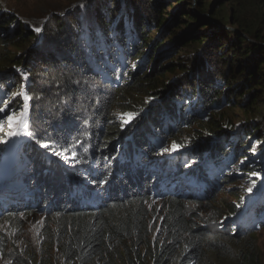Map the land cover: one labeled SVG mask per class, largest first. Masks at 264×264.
Returning <instances> with one entry per match:
<instances>
[{
    "label": "trees",
    "instance_id": "trees-1",
    "mask_svg": "<svg viewBox=\"0 0 264 264\" xmlns=\"http://www.w3.org/2000/svg\"><path fill=\"white\" fill-rule=\"evenodd\" d=\"M126 1L134 10L133 29H123L124 16L111 29L121 5L108 9L107 15L96 11L93 31L81 39L71 37L75 33L73 12L65 16L55 14L44 25L42 44L36 49L31 46L38 32L30 28L40 26L30 20L24 24L15 16L0 12L1 55L7 53L6 46L12 42L29 41L17 45L22 52L20 56H0L4 64L0 65L4 70L0 75L1 85L13 84V67L32 66L31 72H38L30 79L33 83L45 69L61 90L58 96L61 99H57V94L46 98L53 105L51 110L43 107V100V104L37 102L29 111L32 135H28L17 152L8 181L17 193L22 191L25 201L16 200L19 196L15 193L9 196L15 200L8 201L3 209L2 196L10 192L6 188L3 192L0 185V228L18 225L20 212L31 214L33 208L42 210L47 223L41 231L40 247L52 249L56 256L43 252L36 255L29 249L16 247L6 253V259L9 264H110L113 256L122 261L120 264H144L148 258V264H205L212 255L230 264H263L260 252L251 242L255 225L235 224L231 220L239 213L235 207L226 210L225 219L219 222L222 212L217 213L209 203L215 201L213 194L218 189L219 162L215 158H227L225 144L232 139L228 133L232 129L227 130L231 121L216 119L219 103L230 107L240 103L238 109L247 117L241 125L243 130L251 137L252 126L258 122L255 134L259 141L264 139V0H215L210 7L204 0L198 1L199 10L208 12L221 27L212 37L204 29L211 26L209 21L200 20L188 9L194 0H176V6L169 5L174 13L163 10L161 5L166 4L165 0ZM192 21L200 24L199 30L190 27ZM152 28L160 33L150 47L152 55L170 36L177 38L178 45L186 51L181 63L177 61L182 52L176 55L175 48L168 53L172 58L177 57V66L184 65L178 87L197 95L199 102L194 108L201 112L186 115L185 92L172 88L167 96L165 87L158 83L160 79L165 81L167 75L173 79L178 76L172 63L145 76L130 73L131 79L125 80L120 56L128 60L127 52L135 51L138 44L130 42L124 34L128 31L132 39L145 46L151 41ZM163 32L168 34L164 39ZM9 35L14 39L9 40ZM45 52L47 55H42ZM13 89L18 90L16 86ZM32 90L33 87L27 90L28 95ZM140 95L153 96L156 103L139 108L126 103ZM24 96L27 93L20 92L12 100L22 105ZM123 108L126 116L132 118L127 126H133L128 129L115 120L119 112L125 111ZM184 126H187L185 145L194 155L182 159L186 164H179L180 159L168 163L161 157L160 149L171 141L181 144L175 132ZM44 144L49 147L45 149ZM244 146L245 142L239 139L238 149L235 152V147L232 148L231 154L234 152L238 158ZM56 152L61 155L56 156ZM168 164L180 175L187 170L192 171L189 176L195 175L193 166L206 175L209 171L216 172L205 176L200 198L190 199L184 192L181 196L194 205L209 202L208 216L213 215V220L200 222V214L187 208L184 199L169 196L167 188L158 194L162 211L156 222L152 221L156 215L150 205L154 195L165 189L168 182L164 179L169 182L174 179L170 176L174 169H168ZM248 212L252 213L247 218L264 230V197ZM156 223L160 237L152 239L151 231ZM2 235L0 251L4 253L8 246L4 245ZM223 240L242 244L238 254H226Z\"/></svg>",
    "mask_w": 264,
    "mask_h": 264
},
{
    "label": "rangeland",
    "instance_id": "rangeland-1",
    "mask_svg": "<svg viewBox=\"0 0 264 264\" xmlns=\"http://www.w3.org/2000/svg\"><path fill=\"white\" fill-rule=\"evenodd\" d=\"M155 1V0H154ZM198 1L202 2L203 0H194L193 5L188 7V9L193 11V14L196 17H199L200 20H208L210 23V27L205 26L204 29H207L206 31L207 35L212 37L215 36L219 31L220 27H216L215 25H218L213 21V18L211 19L210 14L208 12H202L199 10V3ZM206 5H213L216 1L215 0H204ZM166 4L164 5V2L162 3V8L165 12L168 13H174L173 10L169 7V5L176 6V0H165ZM168 3V4H167ZM119 5H121L120 8ZM210 7V6H209ZM112 8H118L115 16L113 18V21L111 23V29L116 28V26L119 24L120 19L123 18V26L125 30L133 29L134 28V22L131 16V13H133V7L128 3L126 0H0V12L1 13H9L11 16H15L17 20L20 22L26 24L27 20H30L31 22H36L40 27L35 26L33 28H30L33 32H37L36 28H42L41 31L38 32V38L37 40L32 44L31 48L36 49L42 44V33L44 30V25L49 20L51 16H54L55 14L59 16H65L70 14L71 12L72 19L74 20V28L75 33L74 35H71L72 38L78 37V38H86L94 29L96 24V11H99L101 14H108V9ZM78 10V11H76ZM116 9H113L114 11ZM183 22L186 24H189V21L187 19H183ZM45 23V24H44ZM200 24L198 22L192 21V24L190 27H195L194 30H199ZM229 30H232V28H228ZM99 30V29H97ZM116 31V30H114ZM5 34V29L4 32ZM165 35L163 37L166 38L168 36L167 33L163 32L161 33ZM197 34H200L197 32ZM131 34L126 31L124 34V37H126L130 42H133L134 44H138L137 49L135 51L131 50L128 51V60L124 58V56H120L121 59V65L125 72V80H130V73H139L142 76L152 74L155 69L159 68L160 66L167 65L169 63H172L177 70V75H175L174 79L167 75L165 81L163 79H160V82L158 80V83H160L161 86L165 87L163 90L167 96L170 95L171 89L176 88L179 90L180 93L185 92V99H184V106L186 107V115H195L199 111L201 112V109H195L194 106L197 105L199 102L197 100V95L194 96V94H191L188 89L180 88L179 86V79L183 75V67L184 65L177 66L176 60L177 57L175 56L172 58V55L168 53L171 50H174L176 55L180 52H182L179 55V59L177 63H181L183 61V57L186 54V51L181 45H178V39H174L172 36L166 42L165 45L157 50L156 53L153 55L150 53V47L153 44V41L156 40L158 37H160V33H157L155 31V28L151 29V35L149 41L145 46L142 45V43L136 39H132ZM14 39L13 35H9V40ZM29 41L26 42H20V40L12 42L11 45L6 46L7 49L5 52H7L5 55H1V47L0 46V56L6 57L9 55H12L13 57H17L21 55V50L17 47V45L27 44ZM96 46V45H95ZM139 48V49H138ZM119 50V48H118ZM52 51V50H50ZM49 51V52H50ZM48 52H45L42 55H47ZM28 54L25 57V60L29 59ZM42 56L39 60H42ZM73 58V56L71 57ZM183 58V59H182ZM32 59V58H30ZM197 60V59H196ZM195 60V61H196ZM194 61V62H195ZM35 63V62H34ZM0 65H4L1 62L0 59ZM110 66V64H108ZM205 66V65H204ZM190 67V66H189ZM187 67V69L189 68ZM32 66H30L28 69L22 68V67H13L11 69V76L13 79V84L6 87V85H1V79H0V115H3V113L6 111L8 115H14L15 120L11 127H9L8 121L6 117L4 119H0V150H3L2 160H0V185L2 187V191L5 192V182L7 183L8 178L10 177V173L8 172L7 168L10 166L12 162V158L14 156L15 150L19 151L25 144L26 140L28 139L29 130L31 124H29V114L30 110L35 108L36 103L43 104V100H45V105L43 107H46V110L49 111L53 107L50 103L46 101V98L50 95L57 94V99H61L58 96L61 93V90H58L60 85L55 81L53 82V76H48L45 73V69L38 74V77L34 79V83L30 80L32 76L36 75L38 72H31ZM4 70L0 69V75ZM188 72V70H187ZM52 73V72H50ZM181 74V77H180ZM156 82V81H155ZM77 86L78 84L75 83ZM157 84V83H156ZM14 86L17 87L18 90H14ZM35 86V87H34ZM93 86V83L92 85ZM216 86H218V82L216 83ZM33 87L32 92L28 95L27 90L29 88ZM36 88V90H35ZM57 88V89H56ZM20 92H26L27 97L29 99H23L20 101L22 105H18L15 103L12 99L16 98ZM187 94H189L187 96ZM150 97V98H149ZM146 97L140 95V97L133 96L132 100L130 98L129 102H126L129 105H134L136 107H149L152 103H156L153 96ZM35 98V99H34ZM55 98V97H54ZM235 101L233 100L232 103ZM138 107V108H139ZM243 106H241L242 108ZM40 108V107H38ZM240 103L235 102V107L230 105H226L223 102L219 103V106L216 109V113L218 114L216 116V119L222 118L229 119L231 121L230 124H228L227 130L228 133L232 136L231 141L227 142V149H228V156L227 158H224L223 160L219 157H216L215 160L218 163L217 165V179H218V189L215 191L216 194H213V197L215 195V201L214 202H206L202 205H194L191 201L185 200L184 203L187 208L191 209V211L197 212L199 217H201L200 222H206L207 220H213L214 216H208L210 215V209L207 207V204L209 203V206L212 208L217 209V213L222 212V216L220 219H217V221L222 222V220L225 219L226 215L224 213L229 208H239V213L243 214V218H240L239 216H235L233 218V222L236 223H242L245 225V227H250L251 225H255V235L253 239H251V242H254L256 245L257 250L260 252L262 257V262L264 264V230H261V228L256 227L258 226L257 223H252L247 216L250 215L252 212H248V209L253 206L256 201L262 197H264V154H263V147H264V139L262 141L258 140V136H256V126L259 124L258 122H255L256 126L253 127V132L250 136L245 133L243 130V127L241 126L244 123V119H247V117L243 115L240 109ZM41 111L43 108H40ZM229 109V110H228ZM122 111L125 110L124 108L121 109ZM203 112V111H202ZM116 122H120L121 126H125L123 129H127L130 126H127L132 121V118H129L126 116V110L123 112H119L117 116H115ZM127 121V122H126ZM122 126V127H123ZM263 128H264V122H263ZM187 126H184L181 130H178L175 132L177 135L178 142L181 144H175L176 148L173 149V143L172 141L165 145L161 149V153L163 157H167L169 159H174L181 157L182 159L185 158H191L194 155V151L189 149V146L185 145L186 138H187ZM189 132V131H188ZM264 132V129H263ZM11 133H16V135H12ZM32 135V132H31ZM239 139L241 142H245L244 148L241 150V153L239 154V157L236 158L233 154H231V149L235 147L238 149V142ZM199 152V148L196 150V155ZM181 153V154H180ZM51 155V154H50ZM184 155V157H183ZM203 158L208 160L207 155H203ZM185 160L183 161V163ZM181 162V164H183ZM186 164V163H184ZM195 164V163H194ZM185 166V165H184ZM206 173H216V172H206ZM174 185L175 188L171 189V182H168L166 184V189L168 188V195L172 196L173 198L179 197L181 198L182 193L188 194L191 198H200L199 194H196L195 192H190L188 188H192L193 186L186 187L185 189V182L182 178V175L179 173L174 175ZM20 190V189H19ZM20 199V202L25 201V197L20 190L19 193H17ZM11 196V194H9ZM3 200L2 203L4 205H1V207L4 209L6 207V203L8 201H14L15 199H6L5 196H2ZM27 198V197H26ZM153 202L150 204L153 207L154 212L156 215L153 218V222H156V216L159 212L162 211L161 207V198L154 196L152 199ZM211 201V200H210ZM206 210V212H205ZM42 210H36L33 208V213L26 214L23 212H20L19 219L20 223L18 225H13L10 229L6 228H0V233H2L3 239H5L4 245L8 246V249L2 253L0 251V264H9V261L6 259V253L13 249H29V251L33 254L35 252L36 255H39L40 253H46V255L56 256V253L51 250H46L47 248L44 247L43 249L40 247V243L42 238L40 237L41 231L43 227L46 225L47 221L45 214ZM205 212V213H204ZM23 213V214H22ZM238 213V214H239ZM212 218V219H211ZM198 220V219H197ZM264 220V219H262ZM152 224V222H151ZM156 227L151 231V238L155 239L160 237V232L158 228V223L155 225ZM244 226V225H243ZM223 246L227 250L225 251L226 254L230 255H237L239 250L242 247V244L238 243L234 244L229 241L223 240ZM250 242V241H249ZM110 264H120L122 261L120 259H114L113 256L109 259ZM150 262V259H146L144 264H148ZM205 264H230L225 259L218 260L215 259L212 255L208 256L206 259Z\"/></svg>",
    "mask_w": 264,
    "mask_h": 264
},
{
    "label": "clouds",
    "instance_id": "clouds-1",
    "mask_svg": "<svg viewBox=\"0 0 264 264\" xmlns=\"http://www.w3.org/2000/svg\"><path fill=\"white\" fill-rule=\"evenodd\" d=\"M181 154V153H180ZM160 155H161V157L162 158H165L167 161H168V163H173L174 161H176V160H178V159H180L179 160V164H181V162H182V158L181 157H176V158H174V159H169V158H167V157H163V155H162V153H161V149H160ZM183 157H184V155H183ZM167 168L168 169H174V167L170 164H168L167 165ZM193 171L195 172V175H193V176H189L190 175V173L192 172V171H189V170H187V172L184 174V175H182V178L184 179V182H185V189H187L186 187H189V185L190 186H193L192 188H188V190L190 191V192H195L196 194H199L200 195V193H199V191H200V186H205V184H206V182H204L203 180L205 179V176H212V174H214V173H208L207 175L206 174H203V173H201V172H199L198 170H197V168H194V166H193ZM209 172H211V171H209ZM177 173H179V171L178 170H176V169H174V172H172L171 174H170V176H174L175 174H177ZM174 178V177H173ZM216 179H217V177H216ZM164 181L165 182H169L170 180L169 179H164ZM174 181H177V180H174L173 179V181H171V189H173V188H175V185L173 184L174 183ZM203 184V185H202ZM164 190H166V188L165 189H162V190H159L158 191V193L156 194V195H154V196H157V197H159V198H161L158 194L161 192V191H164ZM167 192H168V190H167ZM181 199H184V201L185 200H188V199H185V198H182L181 197ZM188 201H190V200H188ZM235 216H239L240 218H243L242 216H243V214H236ZM234 216V217H235ZM234 217H232L231 218V220L233 221V218ZM235 223V222H234ZM237 224H242L241 222L239 223H237Z\"/></svg>",
    "mask_w": 264,
    "mask_h": 264
},
{
    "label": "snow or ice",
    "instance_id": "snow-or-ice-1",
    "mask_svg": "<svg viewBox=\"0 0 264 264\" xmlns=\"http://www.w3.org/2000/svg\"><path fill=\"white\" fill-rule=\"evenodd\" d=\"M35 30H36L37 32L40 31L39 28H36ZM24 98H25V99H29V97H27V96H25ZM0 103H2V101H0ZM5 117H6L7 121H8L9 127H11L12 124H13V122H14V120H15V116H14V115H8L7 112L5 111V112L3 113V115H0V119H4ZM126 122H127V121H126ZM11 134H12V135H16V133H11ZM29 135H31V134H29ZM43 147H44L45 149H47V148L49 147V145H48V144H44ZM175 148H176V145L174 144V145H173V149H175ZM55 155H56V156H60L61 153L56 152Z\"/></svg>",
    "mask_w": 264,
    "mask_h": 264
},
{
    "label": "water",
    "instance_id": "water-1",
    "mask_svg": "<svg viewBox=\"0 0 264 264\" xmlns=\"http://www.w3.org/2000/svg\"><path fill=\"white\" fill-rule=\"evenodd\" d=\"M45 24V23H44ZM216 27H220L219 25H215ZM221 28V27H220ZM42 30V28H40V31Z\"/></svg>",
    "mask_w": 264,
    "mask_h": 264
}]
</instances>
